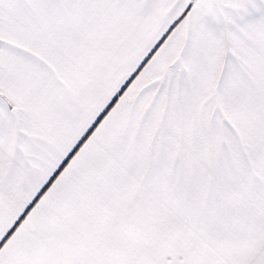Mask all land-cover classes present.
<instances>
[{
  "label": "snow or ice",
  "instance_id": "1",
  "mask_svg": "<svg viewBox=\"0 0 264 264\" xmlns=\"http://www.w3.org/2000/svg\"><path fill=\"white\" fill-rule=\"evenodd\" d=\"M0 264H264V0H0Z\"/></svg>",
  "mask_w": 264,
  "mask_h": 264
}]
</instances>
